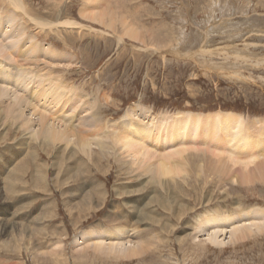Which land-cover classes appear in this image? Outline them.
<instances>
[{"label":"rangeland","instance_id":"obj_1","mask_svg":"<svg viewBox=\"0 0 264 264\" xmlns=\"http://www.w3.org/2000/svg\"><path fill=\"white\" fill-rule=\"evenodd\" d=\"M18 2H23L26 9L32 10L25 13L19 10L20 7L9 4V0H0V39L1 42L4 40L2 44L5 48L9 47L8 52L14 48V55L19 54V64L14 63L15 70L18 69L17 75L26 80L37 79L38 82L32 84L27 92L36 94L33 97L37 101L32 97V104L38 107L25 109V117H29L31 121L27 124V119H21L5 126V118L0 119V264H264V232L258 231L261 223V227H264V176L256 179L254 184L239 185L231 182L227 173L222 177L206 169L197 173L186 164L188 171L187 174L185 172L180 175L182 178L169 176L159 179L164 187L152 180V173H140L141 170L133 164L136 159L124 149L122 142L116 140L117 130L125 121L130 122L136 105L157 116H173L169 120H174L178 115L232 114L254 124L252 136L243 134L241 139L245 145L239 151L226 144L229 139L223 129L215 125H209L211 137L207 132L193 131L190 139L184 141L180 138V143L175 139L162 146H149L157 155H168L185 149L189 150L185 153L186 156L202 150L206 153L205 156L213 157L216 164H222L215 158L217 156L233 160H236V156L241 164L252 162L253 158H256L255 161H263L264 146H259V142L264 144V0ZM4 15H11L13 22L6 23ZM88 15H95L97 21L90 19ZM126 24L136 29L139 37L131 38L130 31L125 36ZM12 33L17 35L14 37H23L22 42L16 44L15 40V44H12L13 39H16L12 38ZM7 38L13 41L11 46V41ZM16 45L21 46L16 49ZM29 49L34 50V56L38 58L25 61L24 56H30L27 52ZM6 66L2 65L9 72L11 68ZM45 73L52 74V77ZM19 83L20 78L17 84ZM22 83L19 86L21 89L18 88L19 95L26 93L23 92V86L29 85L24 83L22 86ZM51 83H56L54 85L59 90L56 86H51ZM0 85L1 89L7 90V85L2 80ZM43 88L61 99L58 105L61 110L53 108L56 106L52 100H48V103L43 100ZM52 98L50 95V99ZM7 102L5 100L4 103L7 105ZM4 103L0 101L1 113L6 109ZM130 110L132 111L129 112ZM40 114L47 117L49 125L55 126L54 129L59 127L68 132L73 131L74 136L71 134L70 137L73 142L59 140L51 143V147L43 145V137H36L40 131ZM138 118L134 119L140 122L139 126L149 123V119L144 116ZM236 130L237 127L232 130V134ZM5 136L6 138H2ZM78 136L87 140L90 138L92 143L107 142L108 145L115 146V151L111 152V156L107 155V158L103 155L89 158L88 150L82 151L77 144ZM93 149L97 154L100 152L96 146ZM36 150H39V154ZM126 153L128 158L124 157ZM200 153L196 156L199 157ZM115 156L120 158L116 159ZM85 166L91 171H85ZM15 171L17 177L14 175ZM2 188L4 189L1 190ZM98 193L106 195V200L101 206L100 202H95L91 207L92 196ZM66 195H70L72 200L64 206L68 199ZM79 197L84 199L83 205L82 200L77 199ZM156 197L157 201L158 198L163 201L159 199L157 202ZM78 206L81 207L80 211L90 207L95 212L90 216L86 212L83 217L79 216ZM179 209L187 212L178 222ZM77 211L79 218H73L72 212ZM108 218H112V221ZM253 219L258 220L257 227L254 226L256 223ZM202 225L206 229L201 228ZM244 225L252 228L250 239L231 242L229 233ZM117 226H126L128 233L124 237L131 236L127 237L128 240L151 243V249L147 248L141 255L129 260L104 256L83 244L81 236L85 233L90 235L94 228L102 227L103 233L107 229L111 232ZM170 226L176 227V230H171L172 233L167 229ZM97 234L100 236L96 232ZM96 235L91 238L92 242L112 244L122 240L113 232L112 236L104 233L100 237ZM186 235L190 237L178 242L179 238ZM210 238H218L225 245H213Z\"/></svg>","mask_w":264,"mask_h":264},{"label":"bare ground","instance_id":"obj_2","mask_svg":"<svg viewBox=\"0 0 264 264\" xmlns=\"http://www.w3.org/2000/svg\"><path fill=\"white\" fill-rule=\"evenodd\" d=\"M7 1V0H6ZM95 1V0H94ZM100 2V1H99ZM99 2H97L96 1V3H99ZM95 3V4H96ZM9 4H13V6H15V7H20V9L19 10H21V11H24L25 13H28L29 11L28 10H30V9H26L25 7H24V5H23V2H22V4H21V2L19 3L18 2V0H9ZM101 4V3H100ZM104 4V3H103ZM97 5H99V4H97ZM102 5V4H101ZM96 7V6H95ZM106 7V6H105ZM94 8V7H93ZM113 8H114V6H113ZM26 9V10H25ZM17 10V9H16ZM32 10V9H31ZM18 11V10H17ZM109 13V12H108ZM96 15V14H95ZM95 15H88L87 17H89L90 19H92V20H94V21H97V17L95 16ZM25 16H27V15H25ZM10 17H11V15H9V16H7V15H4V19H6V23H12L13 22V19H10ZM28 18H30V17H28ZM30 20H33L32 18L30 19ZM41 20V19H40ZM5 21V20H4ZM131 21V20H130ZM15 22V21H14ZM29 22V21H28ZM42 22V21H41ZM69 24V23H68ZM72 24V23H71ZM74 24V23H73ZM124 25H125V23H123ZM13 25V24H12ZM19 25V24H18ZM24 25V24H23ZM47 25V24H46ZM38 26V25H37ZM44 26H45V24H44ZM48 26H50V25H48ZM18 27H20V26H18ZM24 27V26H23ZM39 27H40V25H39ZM13 28V27H12ZM20 29H22L21 27H20ZM19 29V30H20ZM42 29H43V27H42ZM47 29V28H46ZM128 29V30H127ZM25 30V29H24ZM24 30H23V33L22 34H24ZM45 30V29H44ZM9 31V30H8ZM125 36H127V31H130L131 33H130V37L131 38H137V37H139V32L138 31H136V29H132L131 27H129L127 24H126V29H125ZM2 32V31H1ZM0 32V34H2ZM5 32V31H4ZM12 32V31H11ZM11 32H10V34L9 35H11ZM21 32H22V30H21ZM21 32L19 33V34H21ZM138 32V33H137ZM143 32V31H142ZM17 33V32H16ZM145 33V32H144ZM15 34V33H14ZM19 34H18V36H19ZM138 35V36H137ZM4 36V35H3ZM14 36H17V35H13V33H12V38H16V39H13V41H14V43H12L13 41H11L10 39V46H11V43L12 44H15V40L17 41L16 42V44L19 42L20 43V41L22 42V40H23V37L21 38H18V37H14ZM2 38H4V37H2ZM32 37H30V41L32 40L31 39ZM21 39V40H20ZM7 40H8V38H7ZM8 40V41H9ZM4 41V40H3ZM3 41L1 42V39H0V78H1V80H2V82L3 83H5L6 85H7V90H5V89H1V87H2V85H0V101H1V103L3 104L4 102H5V100L6 101H8L7 103H9V104H5L4 103V105H6V109L3 111V113H1L0 112V119H2V118H5L4 120H5V126L6 125H10V122L12 121V122H15V123H17V120H20L21 121V119H23V121H25L27 118L25 117L26 116V114H25V109H27V108H32V109H36V107H38L36 104H32V97L34 96V94H32V91L31 92H27L28 91V88L33 84L34 85V83L37 81V79L36 78H32V79H30V80H26L25 79V77H19L18 75H17V71H18V69L17 70H15V66H14V63L15 64H19V58H18V56H19V54H15L14 55V52H15V49L14 48H11V51L10 52H8L7 51V49L9 48H5L4 47V45L2 44L3 43ZM6 41V40H5ZM7 41V42H8ZM18 43V44H19ZM26 43V42H25ZM30 43V42H29ZM31 44V43H30ZM33 44V43H32ZM12 46H15V45H12ZM21 46V45H20ZM20 46H17L16 45V49H19L20 48ZM35 45H33V47H34ZM32 47V46H31ZM30 47V48H31ZM31 49H33V48H31ZM36 49V48H35ZM50 49V48H49ZM30 50V49H29ZM27 51L28 53H30L29 55L30 56H28L27 55V52H26V55L27 56H24L25 57V59L24 58H22L23 56H21V58L22 59H24L25 61H30V60H33L34 58H38V56H34L35 54V51L34 50H30V51ZM52 50V49H51ZM17 51H19V50H17ZM21 51V50H20ZM54 52V51H53ZM48 53V52H47ZM41 54V53H40ZM61 54V53H60ZM37 55H38V52H37ZM48 58V57H47ZM27 59V60H26ZM40 59V58H39ZM37 60V59H36ZM44 60H45V58H44ZM47 60V59H46ZM48 61V60H47ZM44 62V61H43ZM22 63V62H21ZM38 63V62H37ZM36 64V63H35ZM2 65H7L6 67L7 68H11L10 69V71L9 72H7L6 70H4V67H2ZM16 65V66H17ZM34 65V64H33ZM22 66V65H21ZM38 66V65H37ZM18 67V66H17ZM16 67V68H17ZM19 68V67H18ZM30 69V68H29ZM34 71V70H33ZM67 71V70H66ZM47 73H45V75H46ZM49 74V73H48ZM48 74H47V76H48ZM60 74V73H59ZM20 75H22V73L20 74ZM29 75V74H28ZM40 75H41V73H40ZM50 75H52V74H49V76ZM41 76H43V75H41ZM40 76V77H41ZM50 77H52V76H50ZM20 78V83L19 84H17V82H18V79ZM42 78V77H41ZM28 79H29V77H28ZM43 79V78H42ZM0 80V81H1ZM57 80V79H56ZM39 81H41V79L39 80ZM23 82V83H22ZM38 82V81H37ZM22 83V86L24 85V83H29V85H27V86H23V89H24V91L23 92H26V93H24V94H22V95H19L17 92L19 91L18 90V88H19V86H20V84ZM58 83V82H57ZM40 84V83H39ZM53 83H51V86H56V85H54V84H56V83H54L53 85H52ZM63 84V83H62ZM65 84V83H64ZM61 85V84H60ZM36 87V86H35ZM63 87H65L66 88V85L64 86L63 85ZM37 88V87H36ZM19 89H21V87L19 88ZM38 89V88H37ZM56 89H57V86H56ZM13 90V91H12ZM42 90V94H43V96L42 95H38V97H41L42 96V98H43V100L46 102V103H48L49 101L48 100H52V102L53 103H55V105L54 106H56V107H53V108H56V109H59V110H61V107L60 106H58L61 102H60V100L61 99H59V98H56V97H54L56 94L55 93H51V91H49L48 89H46V88H43V89H41ZM48 90V91H47ZM52 90V89H51ZM57 90H59V88L57 89ZM63 91H64V88L62 89ZM38 91V90H37ZM36 92V91H35ZM39 92V91H38ZM59 92V91H58ZM58 92H56V93H58ZM46 93V94H45ZM64 93H65V91H64ZM62 94V93H61ZM67 94V93H66ZM65 94V95H66ZM36 95V94H35ZM50 95H52V99H50ZM68 95V94H67ZM46 96V97H45ZM59 96H60V94H59ZM64 96V95H63ZM57 97H58V95H57ZM61 97H62V95H61ZM34 98V97H33ZM64 98V97H63ZM35 100H36V98H34ZM64 99H66V97L64 98ZM73 99V98H72ZM72 99H71V103H72ZM35 100H33V101H35ZM39 100H40V98H39ZM42 100V99H41ZM37 101V100H36ZM35 101V102H36ZM68 101V100H67ZM67 101H65V102H67ZM64 102V103H65ZM70 102V101H69ZM76 102V101H75ZM39 103V102H38ZM51 103V102H50ZM53 103H51V104H53ZM67 104V103H66ZM42 105V104H41ZM40 105V106H41ZM46 105V104H45ZM49 105V104H48ZM73 105H74V103H73ZM50 106V105H49ZM66 106V105H65ZM67 106H69L68 104H67ZM137 106V105H136ZM136 106H134L132 109H133V111L132 110H130L129 112H133V116H129L131 119H130V122H128L127 121V123H126V121H125V123H123V124H121V126L119 127V129L117 130V132H116V140H117V142H119V143H121L122 142V146L124 147V149H127L129 152L128 153H130V156H133V158H135L136 160L134 161V165H136L137 166V169L140 171V173H147V174H149V173H152V175H153V177H151L152 178V180L153 181H155V182H158V183H160L161 185L163 184V183H161V181H159V179L160 178H164V177H169V176H174V177H179L180 175H183V173H185L186 172V174H187V171L188 170H186V164H189L193 169H195L196 170V172L197 173H199L200 171L202 172V171H204L203 169H206V170H208L209 172H214L216 175L218 174L220 177H222V175H225V173H227V175H228V177H229V180L231 181V182H233L234 184L235 183H238L239 185H243L244 183L245 184H254L255 182H256V179H260V177L262 178L263 176H264V160L262 161L261 160V162H259V161H255L254 159H256V158H253L252 159V162H247L246 160H248V159H246L245 161L246 162H244V164H241V162L237 159V158H235L234 157V159H236V160H233V159H223L222 157H215V155H214V157L215 158H217L218 160H220L219 162L220 163H222V164H216V161L215 160H213V157H210V156H205V152L204 151H195V153H193V154H189V155H186V156H184L185 155V153H187L189 150H185V149H183V150H181V151H177V152H174V153H171V154H168V155H163L162 153L160 154V155H157V154H155L154 152H153V149L150 147V146H152L153 144H155V145H157V146H162L163 144L165 145L167 142H171V140H175L176 139V141L178 140H180V138H182V139H184V141H185V139H187L188 140V138L190 139L191 137V135H192V132L193 131H199V132H203L204 131V133H206L207 132V134L209 133V135L208 136H212L211 135V133L209 132V125L212 127L213 125H215L216 127L218 126V127H220L221 129H223V133L225 134V136L229 139V141H228V143H226V144H228V145H230V147L231 148H235L236 150H240V147L241 146H243V145H245V143H243L242 142V136H243V134H247V135H251L252 136V131H253V129H254V124H250L249 122H247V121H243V119H241V118H239V117H237V116H235V115H232V114H216V115H207V116H202V115H199V116H192V115H178L177 117H174V120H169V118L168 117H166V116H157V115H155L153 112H150V111H147V110H143L142 108H138V107H136ZM35 107V108H34ZM42 107V106H41ZM52 107V106H51ZM74 107V106H73ZM88 107V106H87ZM29 108V109H30ZM64 108V107H63ZM51 109V108H50ZM55 109V110H56ZM66 109V108H65ZM73 109H75V108H73ZM78 109V108H77ZM89 108H87V110H88ZM31 110V109H30ZM84 110V109H83ZM44 111V110H43ZM85 111V110H84ZM33 112H35V111H33ZM42 112V111H41ZM61 112V111H60ZM72 112H75V111H72ZM27 113V112H26ZM43 113V112H42ZM44 113H45V111H44ZM61 113H63V110H62V112ZM5 114H6V116H5ZM74 114V113H73ZM32 115V114H31ZM33 115H34V113H33ZM39 115V114H38ZM49 115V114H48ZM71 115H72V113H71ZM131 115V114H130ZM37 116V115H36ZM73 116V115H72ZM138 116H141V118L144 116V117H146V118H148L149 119V123L147 124V125H144V126H139L138 124L140 123L138 120H136V119H134V118H138ZM28 117V116H27ZM93 117V116H92ZM173 117V116H172ZM171 117V118H172ZM13 118V119H12ZM25 118V119H24ZM64 118V117H63ZM140 118V119H141ZM165 118H168V119H166L165 120ZM170 118V119H171ZM40 120V123H39V129H40V131H39V133H37V135H36V137H43V145H45V146H50L51 145V143H54V141H59V140H66V141H68L69 142V140H70V137L73 135L72 133H73V131H71V132H68V131H66L65 129L63 130V129H61V128H59V127H57L58 129L56 130V129H54V127L55 126H53V125H49L50 123H49V120L47 119V117L45 116V115H42V114H40V118H39ZM83 119V118H82ZM85 119V118H84ZM97 119V118H96ZM139 119V118H138ZM28 121H26V123L25 124H27L28 122H31L30 121V118L28 117V119H27ZM62 120V119H61ZM90 120V119H89ZM101 120V119H100ZM1 121V120H0ZM52 121V120H51ZM83 121V120H82ZM81 121V122H82ZM92 121H93V119H92ZM141 121V120H140ZM53 122V121H52ZM91 122V121H90ZM96 122V121H95ZM95 122L93 123V124H95ZM14 123V124H15ZM24 123V122H23ZM55 123H57V122H55ZM97 123V122H96ZM200 123H202V125L200 124ZM83 124V123H82ZM85 124V123H84ZM91 124V123H90ZM142 124H144V123H142ZM257 125H258V123H256ZM29 125V124H28ZM36 125V124H35ZM67 125V124H66ZM264 125V124H263ZM85 126V125H84ZM83 126V127H84ZM95 126V125H94ZM96 126H97V124H96ZM98 126H100V125H98ZM106 126V125H105ZM111 126V125H110ZM129 126H131L130 128H129ZM204 126V127H203ZM19 127V126H18ZM107 127V126H106ZM197 127V128H196ZM235 127H237V130H236V132L234 133V134H232V130L235 128ZM263 127V126H262ZM17 128V127H16ZM32 128V127H31ZM88 128H89V126H88ZM96 128V127H95ZM98 128V127H97ZM113 128V127H112ZM22 129V128H21ZM36 129V128H35ZM74 129V128H73ZM106 129V128H105ZM256 129V128H255ZM258 129V128H257ZM256 129V130H257ZM78 130H79V127H78ZM87 130V129H86ZM92 130V128H90V131ZM96 130H99V129H96ZM103 130V129H102ZM264 130V129H263ZM24 131V130H23ZM31 131V130H30ZM89 131V130H88ZM87 131V132H88ZM260 131V130H259ZM94 132V131H93ZM92 132V133H93ZM182 132V133H181ZM109 133V132H108ZM179 133H181V134H179ZM238 133V134H237ZM264 133V132H263ZM28 134V133H27ZM72 134V135H71ZM89 134H90V132H89ZM105 134V133H104ZM236 134V135H235ZM34 135V134H33ZM94 135V134H93ZM109 135V134H108ZM235 135V136H234ZM74 136V135H73ZM77 136V135H76ZM90 136V135H89ZM33 137H35V136H33ZM35 137V138H36ZM108 137V136H107ZM114 137V136H113ZM113 137H112V139H113ZM205 137V136H204ZM234 138V139H232L231 140V138ZM2 138H6V136L5 137H2ZM30 138V137H29ZM76 138V137H75ZM90 138H91V136H90ZM90 138H88V140L87 139H85V138H82V137H79L78 136V139L79 140H77V144L79 145V147L81 148V150L82 151H87L88 150V152H89V155H88V157L89 158H93V156H99V155H103L105 158H107V155L108 156H111L110 154H111V152H113V151H115V149H114V147H112L111 146V144L110 145H108V143L107 142H100V143H92L89 139ZM106 138V137H105ZM92 139V138H91ZM94 139V138H93ZM92 139V140H93ZM193 139V138H192ZM203 139H205V138H203ZM207 139V138H206ZM32 140V139H31ZM1 141H3V140H1ZM21 141V140H20ZM34 141V140H33ZM90 141V142H89ZM108 141H110V140H108ZM182 141V140H181ZM183 141V142H184ZM195 141V140H194ZM206 141V140H205ZM73 141L72 140H70V142L69 143H72ZM116 142V141H115ZM187 142H189V141H187ZM219 142V141H218ZM39 143V142H38ZM178 143H180V141L178 142ZM22 144V143H21ZM76 144V145H77ZM23 145H25V144H23ZM29 145V144H28ZM39 145V144H38ZM57 145H59V143L57 144ZM150 145V146H149ZM179 145V144H178ZM186 145V144H185ZM189 145H191V144H189ZM30 146V145H29ZM60 146V145H59ZM75 146V145H74ZM94 146H96V147H98L99 149H100V152L97 154V151L96 150H94L93 149V147ZM117 146V145H116ZM259 146H264V144L262 145L260 142H259ZM51 147V146H50ZM53 148H54V145L52 146ZM55 147H56V145H55ZM58 147V146H57ZM66 147V146H65ZM77 147V146H76ZM169 147V146H168ZM171 147H172V145H171ZM187 147V146H186ZM26 148V147H25ZM119 148V147H118ZM200 148V147H199ZM21 149H22V147H21ZM33 149H35V148H33ZM32 149V150H33ZM45 149V148H44ZM77 149H78V147H77ZM122 149V148H121ZM166 150V149H165ZM168 151H169V149H167ZM200 150V149H199ZM29 151V150H28ZM37 151V150H36ZM39 151V150H38ZM38 151H37V154H39L38 153ZM43 151V150H42ZM80 151V150H79ZM157 151V150H156ZM44 152V151H43ZM81 152V151H80ZM117 152V151H116ZM199 152H201L200 153V155H199V157L198 156H196V154H198ZM225 152V151H224ZM229 152V151H228ZM48 153V152H47ZM62 153V152H61ZM64 153V152H63ZM91 153V154H90ZM118 153V152H117ZM116 153V154H117ZM167 153V152H166ZM170 153V152H169ZM235 153V152H234ZM238 153V152H237ZM237 153H236V155H237ZM65 154H66V151H65ZM106 154V155H105ZM203 154H204V156H203ZM219 154V153H218ZM230 154H232V153H230ZM57 155H59V153H57ZM71 155V154H70ZM119 155H120V153H119ZM195 155V156H194ZM233 155V154H232ZM19 156V155H18ZM17 156V157H18ZM24 156V155H23ZM29 156H30V154H29ZM63 156V155H62ZM68 156V155H67ZM85 156H86V154H85ZM123 156V155H122ZM229 156V155H228ZM257 156V155H256ZM55 157V156H54ZM124 157H127V153L125 154V156ZM115 158H116V156H115ZM120 158V157H119ZM119 158H116V159H119ZM128 158V157H127ZM140 158V159H139ZM214 158V159H215ZM232 158V157H231ZM252 158V157H251ZM53 159L54 158H52V161H53ZM64 159H65V157H64ZM63 159V160H64ZM67 159V158H66ZM216 159V160H217ZM259 159H261V158H259ZM56 160V159H55ZM115 160V159H114ZM66 161V160H65ZM116 161V160H115ZM119 161V160H118ZM223 161V162H222ZM254 161V162H253ZM57 162V161H56ZM131 162V161H130ZM76 163V162H75ZM57 164V163H56ZM120 164V162L118 163V165ZM72 165V164H71ZM85 165H87V164H85ZM126 165V164H125ZM129 165V164H128ZM216 165V166H215ZM219 165H220V167H219ZM45 166V165H44ZM47 166V165H46ZM45 166V167H46ZM51 166H52V164H51ZM73 166V165H72ZM131 166V165H130ZM136 166H135V169H136ZM251 166H255L254 168H251ZM25 167V166H24ZM48 167V166H47ZM132 167V166H131ZM28 168V167H27ZM40 168V167H39ZM42 168V167H41ZM40 168V169H41ZM55 168V167H54ZM4 169V168H3ZM53 169V168H52ZM84 169H85V171H91L90 169L88 170L87 168H86V166L84 167ZM37 170H39L38 168H37ZM43 170V169H42ZM48 170V169H47ZM123 170V169H122ZM126 169H124V171H125ZM14 171V170H13ZM12 171V172H13ZM22 171V170H21ZM109 171H110V169H109ZM109 171H107L108 173H109ZM24 172V171H23ZM55 172V171H54ZM128 172V171H127ZM48 173V172H47ZM88 172H86V174H87ZM139 173V174H140ZM45 174V173H44ZM126 174V173H125ZM203 174V173H202ZM2 175V174H1ZM13 175V174H12ZM12 175H10V176H12ZM14 175H15V177H17L16 176V171H15V173H14ZM20 175V174H19ZM23 175V174H22ZM106 175V174H105ZM201 175V174H200ZM44 176V175H43ZM108 176V175H107ZM142 176V175H141ZM140 176V177H141ZM186 176V175H185ZM194 176V175H193ZM14 177V176H13ZM157 177H158V179H157ZM77 178V177H76ZM150 178V177H149ZM150 178V179H151ZM180 178H182L181 176L179 177V179ZM188 178V177H187ZM264 178V177H263ZM12 179H15V178H12ZM19 179V178H18ZM24 179H25V177H24ZM35 179V178H34ZM43 179V178H42ZM137 179V178H136ZM184 179V178H183ZM183 179H181V180H183ZM196 179V178H195ZM222 179V178H221ZM225 179V178H224ZM2 180V179H1ZM4 180V179H3ZM16 180V179H15ZM44 180H46V179H44ZM82 180V179H81ZM176 180V179H175ZM198 180V179H197ZM18 181V180H17ZM21 181H23V180H21ZM20 181V183H23V182H21ZM43 181V180H42ZM184 181H186V180H184ZM205 181V180H204ZM214 181V180H213ZM212 181V182H213ZM219 181V180H218ZM217 181V182H218ZM11 182V181H10ZM14 182V180L11 182V183H13ZM19 182V181H18ZM48 182V181H47ZM79 182V181H78ZM149 182H151V181H149ZM173 182H174V180H173ZM173 182H171L170 181V183H173ZM222 182V181H221ZM3 183H5V182H3ZM17 183V182H16ZM157 183V184H158ZM165 183V182H164ZM169 183V182H168ZM168 183H166V185H169ZM186 183H187V181H186ZM25 184V183H24ZM42 184V183H41ZM87 184V183H86ZM146 184V183H145ZM147 184H150V183H147ZM151 184H153V183H151ZM184 184V183H183ZM183 184H181L182 186H183ZM192 184V183H191ZM200 184V183H199ZM218 184V183H217ZM6 185V184H5ZM9 185H10V183H9ZM12 185V184H11ZM47 185V184H46ZM139 185V184H138ZM177 185H179L180 186V183L178 184L177 183ZM8 186V185H7ZM13 186V185H12ZM42 186V185H41ZM141 186V185H140ZM147 186V185H146ZM150 186V185H149ZM163 186H164V184H163ZM189 186V185H188ZM194 186V185H193ZM15 189H18V188H16L15 187V185L13 186ZM27 187V186H26ZM29 187V186H28ZM151 187V186H150ZM162 187V186H161ZM165 187V186H164ZM186 187V186H185ZM191 187V186H190ZM195 187H196V184H195ZM6 188H10V187H6ZM5 188V189H6ZM95 188V187H94ZM125 188V187H124ZM168 188V187H167ZM187 188V187H186ZM193 188V187H192ZM220 188V187H219ZM4 188H2L1 190H3ZM11 189V188H10ZM99 189V188H98ZM118 189V188H117ZM142 189V188H141ZM150 189V188H149ZM176 189V188H175ZM183 189V188H182ZM181 189V190H182ZM190 189V188H189ZM197 190H198V188H196ZM202 189V188H201ZM221 189V188H220ZM9 190V189H8ZM7 190V192H9ZM63 190H64V188H63ZM120 190H122V188L120 189ZM144 190V189H143ZM167 190V189H166ZM180 190V189H179ZM185 190V189H184ZM183 190V191H184ZM187 190V189H186ZM207 190V189H206ZM18 191V190H17ZM21 191V190H20ZM30 191V190H29ZM94 191V190H93ZM92 191V192H93ZM139 191V190H138ZM142 191V190H141ZM145 191H147V190H145ZM199 191V190H198ZM201 191H203V190H201ZM30 192H32V191H30ZM30 192H28V193H30ZM96 192H98V191H95V193ZM143 192V191H142ZM174 192V191H173ZM179 192V191H178ZM185 192V191H184ZM204 192V191H203ZM103 193H105V192H103ZM120 193H122V192H120ZM126 193V192H125ZM227 192H225V194H226ZM94 194V193H93ZM173 194V193H172ZM228 194V193H227ZM7 195V194H6ZM10 195H12V194H10ZM88 195H89V193H88ZM87 195V196H88ZM118 195V194H117ZM132 195V194H131ZM169 195V194H168ZM201 195V194H200ZM13 196V195H12ZM15 196V195H14ZM67 196V198L68 199H66V204H64V206L65 205H68V202H69V200H72L71 199V197H70V195H66ZM94 196H95V198H94ZM156 196V195H155ZM203 196V195H202ZM227 196V195H226ZM78 197V196H77ZM124 197V196H123ZM177 197V196H176ZM183 197H184V195H183ZM186 197V196H185ZM184 197V198H185ZM201 197V196H200ZM212 197V196H211ZM228 197H229V195H228ZM179 198H181V197H179ZM76 199V198H75ZM77 199H79V200H82L81 201V205H83L82 204V202L84 201V199L83 198H77ZM87 199V198H86ZM85 199V200H86ZM159 199H161L162 200V198H158V201H159ZM163 199H164V197H163ZM189 199V198H188ZM206 199V198H205ZM228 199V198H227ZM88 200V199H87ZM91 200V199H90ZM106 200V195H104V194H99L98 193V195H93L92 196V202L93 203H91V207L93 206V204L95 203V202H100V206L103 204V202ZM155 200V198H153V201ZM204 200V199H203ZM17 201V200H16ZM32 201V200H31ZM75 201V200H74ZM156 201H157V197H156ZM157 201V202H158ZM163 201V200H162ZM165 201V200H164ZM181 201V200H180ZM205 201V200H204ZM15 202V201H14ZM77 202V201H76ZM87 202V201H86ZM151 202V201H150ZM203 202V201H202ZM207 202V201H206ZM70 203V202H69ZM74 203V202H73ZM156 203V202H155ZM154 203V204H155ZM150 204V203H149ZM181 204H182V202H181ZM80 205V206H81ZM98 205V206H99ZM29 206V205H28ZM70 206V205H69ZM99 206V207H100ZM177 206V205H176ZM67 207V206H66ZM182 207V206H181ZM181 207H179V208H181ZM80 208L81 207H79L78 206V210L80 211ZM98 208V207H97ZM71 209V208H70ZM187 209H189V208H187ZM170 210V209H169ZM247 210V209H246ZM41 211V210H40ZM175 211H176V209H175ZM179 213H177V215L179 214V218H178V222L183 218V216L184 215H186L185 214V209H182V210H180L179 209ZM184 211V212H183ZM243 211H245V210H243ZM47 212H49V211H47ZM84 212H86V214L87 215H91L92 214V212H95L92 208H88L87 210H85V209H83V210H81L80 212H79V216L80 215H82V217H83V213ZM117 212V211H116ZM153 212H154V209H153ZM177 212V211H176ZM175 212V213H176ZM183 212V214H181ZM187 212V211H186ZM218 212V211H217ZM236 211H234V213H235ZM238 212V211H237ZM250 212V211H249ZM21 213V212H20ZM114 213V212H113ZM212 213V212H211ZM220 213H222V212H220ZM223 213H224V211H223ZM225 213H226V211H225ZM242 213H244V212H242ZM241 213V214H242ZM77 214H78V211L76 212V213H74V212H72V217L73 218H79V216H77ZM228 214V213H227ZM230 214V213H229ZM245 214V213H244ZM121 215V214H120ZM219 215V214H218ZM233 215V214H232ZM150 216V215H149ZM205 216V215H204ZM222 216V215H221ZM236 216V215H235ZM45 217V216H44ZM86 217V216H85ZM115 217V216H114ZM199 217H200V215H199ZM199 217H197V218H199ZM202 217V216H201ZM237 217V216H236ZM250 217H251V215H250ZM242 218V217H241ZM109 219V218H108ZM114 219H116V218H114ZM118 219V218H117ZM152 219V218H151ZM156 219V218H155ZM204 219H206V217L204 218ZM255 219V218H254ZM254 219H253V221H254ZM257 219V218H256ZM19 220V219H18ZM21 220V219H20ZM81 220V219H80ZM110 220V219H109ZM195 220V219H194ZM207 220V219H206ZM205 220V221H206ZM72 221H74V220H72ZM110 221H112V218H111V220ZM153 221V220H152ZM151 221V222H152ZM201 221V220H200ZM199 220H198V222H200ZM204 221V220H203ZM244 221V220H243ZM258 220H256V221H254L255 223L257 222ZM114 222V221H113ZM116 222V221H115ZM120 222V221H119ZM127 222V221H126ZM194 222H196V221H194ZM235 222V221H234ZM250 222H251V220H250ZM250 222H249V224H250ZM13 223V222H12ZM33 223V222H32ZM75 223V222H74ZM132 223V222H131ZM201 223V222H200ZM255 223H251V224H255ZM28 224V223H27ZM40 224V223H39ZM38 224V225H39ZM79 224V223H78ZM135 224V223H134ZM219 224V223H218ZM221 224V223H220ZM229 224V223H228ZM234 224H236V223H234ZM234 224H233V226H234ZM248 224V223H247ZM257 224L258 223H256V225H254V226H256L257 227ZM264 224V223H263ZM21 225V224H20ZM33 225V224H32ZM37 225V224H36ZM82 225V224H81ZM125 225V224H124ZM153 225V224H152ZM170 225V224H169ZM238 225H241V224H238ZM261 225H262V223H261ZM261 225L259 226V228H258V231H262L263 230V232H264V227H261ZM7 226V225H6ZM18 226V225H17ZM76 226H78L77 224H76ZM128 226H130V225H128ZM161 226H163V225H161ZM168 226V225H167ZM188 226V225H187ZM190 226V225H189ZM193 226H195V225H193ZM199 225H197V227H198ZM223 226V225H222ZM225 226V225H224ZM227 227H228V225H226ZM253 226V225H252ZM264 226V225H263ZM10 227V226H9ZM12 227V226H11ZM16 227V226H15ZM19 227V226H18ZM43 227V226H42ZM79 227V226H78ZM94 227V226H93ZM98 227V226H97ZM132 227V226H131ZM135 227V226H134ZM133 227V228H134ZM164 227V226H163ZM178 227V226H177ZM204 226L202 225V227L201 228H203ZM209 227V226H208ZM13 228V227H12ZM125 228H126V226H125ZM125 228H123V227H118L117 226V228L115 227V229H113L111 232H108L107 230H109V229H107V228H105V229H107V230H104L105 232H103L104 234H107L108 236H112L111 235V233L113 232V234L115 235V236H118V238L119 239H122L120 242H117V243H112V244H104L103 242H99V241H94V242H92V240H91V238L92 237H94L93 235L95 234L96 235V232L97 233H99L100 234V236L103 234L102 232H101V230L103 229L102 227L100 228V229H93L92 231H90V235L88 234L87 235V233H85V235H83V236H81L82 238H83V240H84V243L83 244H86L85 246L86 247H89V248H91L92 247V249H94L97 253H100V254H102V255H104V256H107V257H110V256H112V257H115L116 259H131V258H135V257H137V256H139V255H141L144 251H146V250H148L147 248H150L151 247V243H141L140 241H138V240H136V241H134L135 239H133V240H128V238L127 237H129V236H127V237H124V235H125V233H128V232H126V229ZM173 228H175L174 230H176V227H173V226H170V228H168L167 227V229L169 230V233L171 232V230L173 229ZM189 228V227H188ZM191 228V227H190ZM195 228V227H194ZM199 228V227H198ZM200 228V229H201ZM205 228V227H204ZM229 228V227H228ZM232 228V227H231ZM17 229V228H16ZM20 229V228H19ZM206 229V228H205ZM209 229V228H208ZM230 229V228H229ZM182 230H183V228H182ZM188 230V229H187ZM192 230V229H191ZM197 230V229H196ZM210 230V229H209ZM217 230V229H216ZM219 230V229H218ZM217 230V231H218ZM3 231H4V228H3ZM16 231V230H15ZM130 231V230H129ZM189 231V230H188ZM192 231H194V230H192ZM203 231H205V230H203ZM226 231V230H225ZM228 231H231V230H228ZM257 231V232H258ZM6 232V231H5ZM209 232H211V231H209ZM223 232H224V230H223ZM233 233H229L230 234V236H229V238L231 239V242H232V240H233V242H235V241H243V240H246L247 238H249L250 237V235H252V228L249 226V225H244V227H240V228H238V229H236L235 231H232ZM12 233V232H11ZM133 233H134V231H133ZM163 233H165V232H163ZM172 233V232H171ZM187 233V232H186ZM190 233V232H189ZM192 233V232H191ZM200 233H202V232H200ZM208 233V232H207ZM206 233V234H207ZM212 233H213V231H212ZM228 233V232H227ZM7 234V233H6ZM10 234V233H9ZM24 234V233H23ZM174 234V233H173ZM181 234V233H180ZM11 235V234H10ZM133 235V234H132ZM191 235V234H190ZM190 235L188 236V235H186V236H184V237H182V238H179V241L178 242H181V241H184V240H186V239H188L189 237H190ZM194 235V234H193ZM196 235V234H195ZM211 235V234H210ZM97 237H100V236H98V234L96 235ZM151 236H153V235H151ZM157 236V235H156ZM218 236H220V235H218ZM224 236V234L222 235V237ZM254 236V235H253ZM20 237V236H19ZM131 237V236H130ZM129 237V238H130ZM160 237V236H159ZM163 237V236H162ZM209 237V236H208ZM17 238V237H16ZM143 238V237H142ZM152 238V237H151ZM154 238V237H153ZM216 238V237H215ZM96 239V238H95ZM102 239V238H101ZM111 239V238H110ZM157 239H158V237H157ZM160 239V238H159ZM165 239V238H164ZM163 239V240H164ZM169 239V238H168ZM193 239V238H192ZM209 239V238H208ZM211 239V238H210ZM222 239V238H221ZM225 239V238H224ZM250 239V238H249ZM7 240V239H6ZM100 240V239H99ZM104 240V239H103ZM165 240H167V238L165 239ZM211 240H213V239H211ZM211 240H209V241H211ZM214 240H216V239H214ZM211 241L212 243H213V245L215 244V245H220V243H223L224 244V242L223 241H221V242H219V239L217 238V240L216 241ZM33 241V240H32ZM106 241V240H105ZM149 241H151V240H149ZM156 241V240H155ZM160 241V240H159ZM169 241V240H168ZM12 242V241H11ZM58 242V241H57ZM62 242V241H61ZM167 242V241H166ZM169 242H171V241H169ZM10 243V242H9ZM32 243V242H31ZM163 243H165V242H163ZM168 243V242H167ZM173 243V242H172ZM208 243H210V242H208ZM28 244V243H27ZM160 244V243H159ZM166 244V243H165ZM156 244H154V246H155ZM163 245V244H162ZM212 245V244H211ZM225 245V244H224ZM227 245H228V243H227ZM59 247H60V245H59ZM3 248V247H2ZM11 248V247H10ZM10 248H8V249H10ZM13 248V247H12ZM25 248V247H24ZM52 248H53V246H52ZM153 248V247H152ZM57 249V248H56ZM62 249V248H61ZM61 249H58V250H61ZM151 249V248H150ZM19 250V249H18ZM54 250H55V248H54ZM48 251V250H47ZM22 252V251H21ZM49 252V251H48ZM52 252V251H51ZM58 252V251H57ZM148 253H149V251H148ZM44 255V254H43ZM143 255H145V254H143ZM5 256V255H4ZM144 257V256H143ZM59 258V257H58ZM61 261V260H60ZM87 261V260H86Z\"/></svg>","mask_w":264,"mask_h":264}]
</instances>
